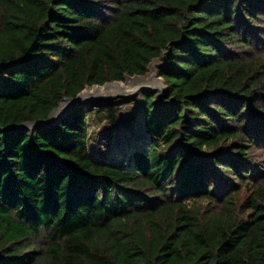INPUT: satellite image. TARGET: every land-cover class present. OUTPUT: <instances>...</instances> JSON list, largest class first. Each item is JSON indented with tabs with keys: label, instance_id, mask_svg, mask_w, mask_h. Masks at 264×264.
Returning <instances> with one entry per match:
<instances>
[{
	"label": "trees",
	"instance_id": "16d2710c",
	"mask_svg": "<svg viewBox=\"0 0 264 264\" xmlns=\"http://www.w3.org/2000/svg\"><path fill=\"white\" fill-rule=\"evenodd\" d=\"M159 59L130 168L85 106L3 131ZM0 68V264H264V0H0Z\"/></svg>",
	"mask_w": 264,
	"mask_h": 264
},
{
	"label": "rangeland",
	"instance_id": "374dc122",
	"mask_svg": "<svg viewBox=\"0 0 264 264\" xmlns=\"http://www.w3.org/2000/svg\"><path fill=\"white\" fill-rule=\"evenodd\" d=\"M151 63H152V65H151L150 69L147 71L145 76L139 77V78L131 77L129 79L147 80V82H148L147 86H145V87L140 86L141 88H145V89L141 90V88L138 87V93H139L140 99H141L142 93L147 90L148 92H151L156 96V103H158L159 106L166 105L165 103L162 102V98L164 97L163 94H164L165 88H164V85L162 83V80L157 75V71L163 62L161 59H159V60L152 61ZM152 70H155L154 73H156V77L152 76V73H151ZM2 76H3V71H2V68H0V87H1ZM155 79H157L159 81L160 87L162 88L161 90H155V85L152 83V81L154 82ZM126 81H127V79H124L122 81L123 85H121V86H124ZM146 87H150V88H146ZM86 88L87 87H85V89L82 92H84L86 90ZM134 95L135 94H131V95H127V96H120L119 98H117L116 96H111V95L101 96V98H100L101 100H98V104L102 105V107H95V108L91 109V108L86 107V105H85L86 117H87V133H88V135H87V138H88V141H87L88 154L90 155L92 153V150L95 149V145L98 144V146L96 147V149H98V150L94 154L97 156V158H95L93 155H92L93 157L91 155L90 156L93 159H95L96 161H98L99 163H104V164H106L108 166H112V167H120V168H126V167L130 168L131 167V162H128L129 161L128 158L131 156V152L135 149H133L128 155H126L125 154L126 153L125 148H119V147H116L115 145L112 144V141L114 139V138L112 139V136L113 137L116 136V133H117L116 128L119 127L120 119H122L121 115L123 114L122 112L124 110L120 108V105L121 104H128V103H126L127 100L130 101V99H132V97ZM90 98H92V97H90ZM135 98H136V95H135ZM135 98H133V99H135ZM92 99H98V98H92ZM108 106H112L114 109L113 119L109 118L107 111H104V112L99 111V109H101L103 107H108ZM70 108H72V107H70ZM139 112H140V116H141V113H142L141 103H140ZM64 115H65V112L63 113V116ZM59 118H61V117H59ZM133 121H134V117L132 115H130L128 120L124 121V122L126 123L127 127H129V126L131 127V126H133ZM28 128H30V127L28 126ZM138 142L140 143V140H138ZM108 143H110V144H108ZM105 144H107V146ZM147 146L148 145H147V141H146V142L142 143V146H140V148H138V149L145 150L147 148Z\"/></svg>",
	"mask_w": 264,
	"mask_h": 264
},
{
	"label": "bare ground",
	"instance_id": "6f19581e",
	"mask_svg": "<svg viewBox=\"0 0 264 264\" xmlns=\"http://www.w3.org/2000/svg\"><path fill=\"white\" fill-rule=\"evenodd\" d=\"M154 72L155 70H152L151 72L152 76L156 77V73ZM147 83H148L147 80L127 78V81L124 86H121V84L119 83H116V84L109 83L102 87H96V86L87 87L86 90L81 93V95L79 96V99L76 102L73 100H66V99L64 101L62 100V102L59 103V106L52 113L50 121L48 123H51L55 121L56 119H58L59 117H62L63 113L64 112L66 113V111L71 106H73L76 103L82 104L83 101L87 98L92 97V98H98L99 100H101L100 99L101 96L111 95V96L120 97V96H127L131 94H135L136 98L133 99L132 102L128 104H121L122 106L120 105V108L124 110L122 112L123 114L121 115L122 119H120L119 127L116 128L117 130L116 136L114 137L112 136V139L114 138L112 141V144L119 148H125L126 150L125 154L128 155L133 149L140 148V146H142V143L146 142V136L143 132V127H142L143 121H141V118H140L141 116L139 112L141 99L138 93V87L140 86L145 87L147 86ZM152 83L155 85V90L162 89L157 79H155L154 82L152 81ZM150 87H146V88H150ZM143 89L145 88H141V90ZM130 115L134 117L133 126L127 127L124 121H127ZM138 140H140V143L138 142ZM105 145L107 146V144ZM97 146L98 144L95 145V149H93L92 153L90 154L91 156L93 155L95 158H97V156L94 155L95 152L98 150L96 149Z\"/></svg>",
	"mask_w": 264,
	"mask_h": 264
},
{
	"label": "water",
	"instance_id": "95a60500",
	"mask_svg": "<svg viewBox=\"0 0 264 264\" xmlns=\"http://www.w3.org/2000/svg\"><path fill=\"white\" fill-rule=\"evenodd\" d=\"M151 65H152V63H150L149 64V66H148V68H147V70H149L150 69V67H151ZM127 78H129V77H127ZM127 78H125V79H127ZM134 78H139V77H134ZM108 83H117V82H114V81H109V82H107V83H105L104 85H102V86H105V85H107ZM87 87H92V86H87ZM96 87H101V86H96ZM82 92V91H81ZM81 92L75 97V98H63L62 100H73V101H77L78 99H79V96L81 95ZM117 98H119V97H117ZM133 98H135V95L132 97V99H130V101H128L127 100V102L126 103H130L132 100H133ZM160 98V97H159ZM61 100V101H62ZM98 100L99 99H92V98H88V99H86V100H84L83 101V103L82 104H80V103H76V104H74L73 106H71V107H79V106H85L86 105V107H88V108H95V107H102V105H99L98 104ZM85 107V108H86ZM56 109V108H55ZM55 109L49 114V116H48V118L46 119V120H43V121H38V122H35V123H26V124H24V125H22V126H20V127H18V128H9V129H5V130H3V131H12V130H27V129H34V128H38V127H45V126H50V125H52L55 121H53V122H51V123H48L49 121H50V118H51V115H52V113L55 111ZM68 113V110L66 111V113H65V115ZM28 126L30 127V128H28ZM135 151H142L141 149H135V150H133L132 152H135ZM98 162V161H97ZM99 163V162H98ZM103 165H106V164H104V163H102Z\"/></svg>",
	"mask_w": 264,
	"mask_h": 264
}]
</instances>
